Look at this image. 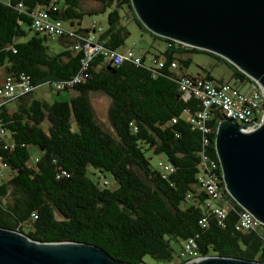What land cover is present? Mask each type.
<instances>
[{"label":"trees","instance_id":"16d2710c","mask_svg":"<svg viewBox=\"0 0 264 264\" xmlns=\"http://www.w3.org/2000/svg\"><path fill=\"white\" fill-rule=\"evenodd\" d=\"M82 1H93L99 9L82 10ZM126 5L146 30L131 0H0V68L17 80L27 75L33 86L28 93L18 90L1 107L6 134L0 141V158L4 172L15 174L0 185V228L42 243L95 245L127 264H149L147 259L154 264H186L191 259L182 251L191 238L202 257L264 263V227L236 229L243 209L223 182L224 198L232 207L220 225L205 205L210 197L200 184L204 157L218 163L216 171L222 177L215 141L220 123L230 119L215 105L206 108L195 97L185 101L179 84L181 77L215 82L211 74L185 71L192 63L190 53L225 63L242 86L231 85L242 93H248L251 78L222 57L153 33L166 42L165 51L150 59L146 52L139 54L146 63L163 60L162 69L152 71L130 62L113 66L97 55L89 63L88 76H81L84 51L73 46L80 41L77 36L93 33L92 22L83 24L85 17L111 9L106 28L96 22L102 28L96 30L97 42L123 52L130 36L123 23L128 17L120 12ZM39 8L73 28L64 26L67 33L60 38L35 32L31 24ZM48 40L62 41L64 49L51 54ZM76 77L82 80L69 85ZM224 82L228 81L216 83ZM45 83L56 93L70 91L74 96L53 103L34 98L36 88ZM55 83L65 86L55 90ZM245 86L248 90L243 92ZM90 92L110 97V128L96 119ZM201 112L208 115L205 126L210 133L190 120H197ZM159 155L165 160L155 166L153 158ZM160 163L171 165L173 171L164 173ZM214 203L223 206L226 201Z\"/></svg>","mask_w":264,"mask_h":264},{"label":"water","instance_id":"95a60500","mask_svg":"<svg viewBox=\"0 0 264 264\" xmlns=\"http://www.w3.org/2000/svg\"><path fill=\"white\" fill-rule=\"evenodd\" d=\"M153 34L222 57L255 80L264 95V0H131ZM226 120L216 135L225 188L240 207L264 224V119L260 126ZM33 242H29V241ZM0 264H127L79 242L42 243L0 228ZM186 264H264L204 257Z\"/></svg>","mask_w":264,"mask_h":264},{"label":"built area","instance_id":"2783aa9c","mask_svg":"<svg viewBox=\"0 0 264 264\" xmlns=\"http://www.w3.org/2000/svg\"><path fill=\"white\" fill-rule=\"evenodd\" d=\"M18 7L19 9H23V4L20 3ZM31 27L35 32L50 36L52 38H60L67 33L64 23L59 20L51 19L49 12L44 8H39L36 10L35 14H33ZM91 28L93 29V33H90L89 36L78 37L76 35L77 38H80V41L73 46L75 51H84L85 56L82 59L83 67L81 76H88L87 73L89 63L97 55H102L105 61L113 66L121 65L124 62H130L136 65H145L146 67L151 68L152 71H155V69H162L164 67V61L161 59L159 60L154 58L149 63H146L143 61V54L135 53L131 49L120 52L118 50H111L104 47L102 44L97 42L96 36V30L100 31L102 28L96 22L91 23ZM176 67L177 64L173 63L172 68L175 69ZM81 80V77H76L72 82L69 83V85L72 86ZM251 80L252 84L250 85L248 93L240 92L228 82L216 83L203 78L189 79L181 77L179 84L181 86L183 99L185 101L195 97L201 100L203 106L206 108L215 105L221 108V111L224 113L227 119H230L238 125L242 126L246 123H253V125L247 127L246 129V131H251L260 126L264 119L263 90L255 80L252 78ZM64 86L65 85L62 83L54 84L55 90H61L64 88ZM18 90H21L22 93H28L33 90L30 77L27 75H22L20 80H17L13 77L6 76L0 84V99L2 100V103L0 104V141L6 134V130L2 124L1 107L3 103L13 100L18 94ZM207 117L208 115L206 112H201L198 114L197 120L193 118H190V120L196 127H199L206 134L210 133V129L206 128L205 126V120ZM207 143L208 140L205 139V144ZM202 163L205 174L204 177L200 179V184L210 197L205 205L209 213L213 214L218 219L220 225H223L229 213V209L232 207V204L224 198L223 189L220 186V183L223 182L225 187L223 173L222 177L220 178L216 171L218 168V163L209 157H204ZM160 166L163 167L162 171L164 173L173 171V167L169 164L160 163ZM4 169L5 165L0 158V174L3 175ZM225 190L227 189L225 188ZM220 199L225 200L226 204L219 206L214 203ZM207 220V217L201 220L200 223L203 227L207 226ZM261 227H264V224L256 220L245 209L239 213V220L236 225V229L238 231H256ZM182 256L185 258H190L191 260L204 258L199 254V249L195 238L189 239L184 244Z\"/></svg>","mask_w":264,"mask_h":264},{"label":"rangeland","instance_id":"374dc122","mask_svg":"<svg viewBox=\"0 0 264 264\" xmlns=\"http://www.w3.org/2000/svg\"><path fill=\"white\" fill-rule=\"evenodd\" d=\"M82 10H95L99 9V7L93 1H82L80 4ZM111 9H108L105 13H99L97 15L86 16L84 19L83 24H90L91 22L100 23L104 28L108 26V14ZM122 17H128L126 20H123L124 25L128 28L130 32V36L127 39L124 48L133 49L138 54L141 52L147 53V59L152 58L155 54L159 53L160 51H165L166 49V42L155 39L151 32L146 28L143 30L138 25L136 19L134 18V14L128 5H126L123 9H120ZM136 16V15H135ZM137 17V16H136ZM64 26L66 28H73L70 26L69 22H64ZM47 45L50 47V53H58L64 49L62 46V41H54L48 40ZM188 56L192 59V63L188 69H185L186 72L189 74H193L195 76H202L205 77L207 74H211L215 82L218 80H226L230 82V84L235 86H242L233 78V71L222 61L217 59L216 57L203 54V53H190ZM186 55V57H188ZM5 68H0V73H2ZM241 90L247 91L248 87H241ZM73 93L70 91H65L61 93H56L51 90V84L45 83L40 85L36 88L35 93L33 94L34 98L45 100L49 103H53L54 101H67L70 100ZM90 99L94 109V113L96 119L106 128L111 127V122L108 115V109L111 106V100L108 95L103 92H90ZM35 152V151H33ZM164 156H154L153 164L158 166L160 161H164ZM14 172L12 171H5L0 174V185L3 184L4 181L9 180L11 177L14 176ZM142 175V174H141ZM142 177H144L142 175ZM110 181H114L112 176L108 175ZM12 197H7L4 199V202L7 203L11 201ZM149 264H154L150 259H147Z\"/></svg>","mask_w":264,"mask_h":264},{"label":"crops","instance_id":"0c3cea01","mask_svg":"<svg viewBox=\"0 0 264 264\" xmlns=\"http://www.w3.org/2000/svg\"><path fill=\"white\" fill-rule=\"evenodd\" d=\"M128 49V48H127ZM126 48L122 49V50H127ZM5 70V69H4ZM7 72L6 70L3 71L2 73H0V84L2 83V81L4 80V78L6 77ZM74 96V95H73ZM2 103V100L0 99V104ZM109 110V109H108ZM108 112V111H107Z\"/></svg>","mask_w":264,"mask_h":264},{"label":"bare ground","instance_id":"6f19581e","mask_svg":"<svg viewBox=\"0 0 264 264\" xmlns=\"http://www.w3.org/2000/svg\"><path fill=\"white\" fill-rule=\"evenodd\" d=\"M29 241V240H28ZM29 242H31V241H29ZM31 243H33V242H31Z\"/></svg>","mask_w":264,"mask_h":264}]
</instances>
